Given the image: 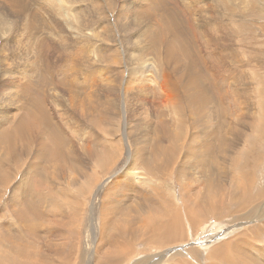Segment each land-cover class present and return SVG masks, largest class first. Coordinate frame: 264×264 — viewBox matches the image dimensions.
I'll return each instance as SVG.
<instances>
[{"label": "rangeland", "instance_id": "1", "mask_svg": "<svg viewBox=\"0 0 264 264\" xmlns=\"http://www.w3.org/2000/svg\"><path fill=\"white\" fill-rule=\"evenodd\" d=\"M231 6L238 13L232 14L227 8ZM167 10L176 13L180 31H170L166 39L170 41L179 37L186 47L184 52L187 57L191 55L193 62L189 60L190 63L197 65L202 75L199 76V83L210 98L204 107L206 114H200L198 125H195L197 114L188 109L196 100L181 111L174 106L176 103L181 107L184 105L185 91L176 85L178 75L189 89L199 85H192L188 78L186 80L184 64H177L176 58H166V44L155 47L148 37L149 30H158L163 26L162 15ZM33 100L45 103L48 115L46 129L49 122L56 124L69 140L65 146H60L64 140H57V152L62 154L58 163L73 147L78 155L75 162L79 166L85 167L89 160L90 168H98V153L93 152L88 158L87 149L83 147L95 149L98 143L105 142L121 151L117 155L120 157L115 169H121L131 154L148 149L152 142L161 149L164 158L173 149L178 152V147L164 138L165 132H180L178 125L181 123H185L182 126L188 137L197 135L198 143H206L213 135V138L219 135L227 140L224 148L218 140H213L219 163L217 168L214 162H188L184 156L187 146L182 145L168 171L166 160L162 161L164 168L157 166L160 172L167 173L170 192L179 203L169 199V192L165 193L174 206L164 202L159 192H153L143 183L147 180L143 179L142 170L138 178H135L136 174L125 172L124 175L131 177V195H140L142 208L165 213L181 212L189 224L185 235L177 237L170 234L173 230L169 228L172 226L169 224L176 223L177 219L147 215L141 218L146 225L141 232L148 233H140L139 240L132 244L136 246L137 253L132 257L131 264H136V261L137 264H155L160 257L164 258L162 264H248L238 259L236 252L229 250L222 252L220 257H207L229 239L234 240L233 244L239 243L240 249L245 246L243 249H246L244 251L252 264H264V233L259 235L261 230L264 232V157L258 161L254 159L249 166H246V158H241L238 168L230 157L245 152L264 154V147L247 144V135L252 134L250 124L260 122L264 125L259 107V103L264 101V1L226 0L222 5L219 0H0V131L13 128L31 108L33 104L29 106V103ZM219 106L224 108L223 113L219 111ZM161 124L167 128L162 129ZM36 134L40 133H36V129L31 130L24 147L19 138L16 149L6 150H16L21 165L14 166L15 162L6 164L15 173L14 181L6 189L0 182L2 242H5L7 232H12L19 201L16 197L20 196L27 179L29 188L22 197L29 198L37 191L27 169L42 147V138H37ZM261 135L264 136V128ZM5 152H0V155ZM5 163L0 159V165L4 167ZM136 165L145 171L152 168L151 165L147 168L140 163ZM61 168L59 180L66 179L72 185L68 206L77 203L76 199H72L73 195L84 199L87 180L82 171L84 168L66 164H61ZM115 169L100 177L84 207L80 236L73 241L76 248H80L81 264L82 261L83 264H101L97 262V257L107 247L103 244L110 231L107 230V237L101 223L102 199L95 194L103 191L102 184L113 181L111 178L116 176H112ZM242 173L247 174L249 179L245 180ZM209 179H213V183L206 187ZM51 184L54 185L53 180ZM238 185L247 189L237 190ZM182 186H189V196L205 207L211 191L216 193L223 188L215 206L222 207L223 204L225 207L220 213L206 218V212H200V222L193 230L186 210V206L193 202L183 192ZM38 192L48 194L47 190ZM124 193L129 192L124 189L120 197ZM219 200L221 203H218ZM67 212L68 209H65L64 214ZM103 216L111 217L112 214L108 212ZM161 223L164 227H160ZM6 226L11 229H3ZM41 229L45 236L37 246H41L40 249L48 257L56 254L50 247L52 244L66 240V245L70 246L74 238L64 229L63 233H50L44 227ZM237 232L244 242L239 240ZM243 232L246 235L241 238ZM151 233L159 235L157 246L160 245V248L152 246ZM146 236L151 238V244ZM169 238L174 244L165 248V241ZM7 239L14 241L13 237ZM140 243L149 248L141 250L137 247ZM127 244L129 242L124 238L113 242V246ZM112 250L114 252V248ZM126 250L134 248L130 246ZM195 251L197 255L192 256ZM226 257L232 261L228 263ZM76 262L79 264V260ZM0 264L3 263L0 261Z\"/></svg>", "mask_w": 264, "mask_h": 264}, {"label": "bare ground", "instance_id": "2", "mask_svg": "<svg viewBox=\"0 0 264 264\" xmlns=\"http://www.w3.org/2000/svg\"><path fill=\"white\" fill-rule=\"evenodd\" d=\"M219 2L222 5H225L226 0H219ZM227 8L232 14L238 13L235 7L231 6ZM175 16L176 13L173 10L171 11L167 10L162 15V20L164 19L162 23L163 26H160L158 30L151 29L149 30L150 33L147 32V34L149 33L148 37L150 38V42L153 46L158 47V46H162L163 44H166L167 45L166 58H170V59L176 58L177 64H182V65L184 64L183 66L186 68V72H185L186 80L190 79L192 81V85H197V84L199 85L194 89H189L188 85H186L182 81L181 76L178 75L176 79L177 80L176 85L178 87H182L183 90L185 91V95L183 98L184 105H182L181 107L180 104L176 103V105L174 106V108L177 111H181L183 107L191 104L194 100H196L191 104V106L188 107V109L192 111L194 114H197L198 119L196 120L195 125H198V122H201L200 114L202 113L206 114V112H204L205 111L204 107L206 106V103L210 98L206 95V92L203 90L204 86L202 88V85L199 83L200 81L199 76L202 75L196 68L197 65L195 66V64L190 63V61L193 62L192 60H190L191 55L187 57L188 54L184 52L186 47L182 44L179 37L176 36L175 40L173 39L170 41L166 39V36L168 33H170V31L175 33L180 31L179 23L176 21ZM241 29H244V26H241ZM183 54L186 56H184ZM179 67L181 66L179 65ZM187 93H189V95ZM259 98H262V96L259 95ZM34 101L35 100L30 102L29 106L30 104L31 105L35 104L36 109H34L32 105L31 108H28V110L26 109L27 111L20 117L19 121L13 126V128L11 129L5 128L0 131L1 132L0 152H5L8 148L16 149L19 142H21L20 144L23 146L31 130L36 129V133H40V134H36L37 138H42L40 139V144H42L40 152L34 156L35 157L34 160L30 162V166L27 168L28 173L31 174L30 176L33 178V182H32L33 187H35L37 191L34 194L31 193L29 198L22 197L25 190L29 188L28 185L29 181L27 179L25 182L26 185H23L22 187V192L20 196L17 197L14 196L19 199L16 205L17 215L14 220V226L12 232H7L6 236L4 237L5 242H2L0 240V261L3 264H77L76 261L79 260V264H81L80 263L81 256L79 254L80 248L79 247L76 248V245L74 244L73 241L78 239L80 236V224L82 223L85 215L84 207L86 206L87 201L90 199V195L93 189L95 188L96 185H98L100 177L104 174L109 173V171L115 169L114 166L117 163V158L119 159L120 157L117 155H120L121 151L120 149L115 150L113 147L106 144V142L98 143L95 149L84 146L83 148L87 149L88 158L93 152L98 153L97 154L98 159L96 160V163L98 164V168L95 167L90 168L89 160L85 167H81L75 162V158L78 155L74 151L73 147H71L68 152L65 150L66 158H64L61 163H58L59 158H61L60 156H62V154L59 155L57 152V140L60 141L64 140L62 143H60V146H65V144L69 140L67 136L62 134L61 130H59L60 128L59 129L57 128L56 124L51 125V123L49 122L48 127L46 129L48 115H47V111H45V105H44L45 103L40 101L39 102L38 101L34 102ZM262 102L259 103V107H261L260 116L264 119L263 116L264 104L262 105L261 104ZM218 109L221 113L224 112V108L222 106H219ZM49 119L51 120L50 117ZM224 123H226V121H224ZM182 124L185 123H181L178 125L179 128L181 129L180 132L173 133L170 131H166L164 137L165 139H168L172 145L178 147V152L177 149H173V152L165 155L163 158L161 156V149L156 145V143L154 142L150 143L148 149H144L142 151L137 150L135 154H131V157L127 159L126 163L122 165L121 169H115L113 171L112 176L116 175L113 178H111L113 179V181L109 182L107 185L102 184L101 189H103V191L101 192L98 191V193L95 194V196L99 197V199H102L100 201L101 211H102L101 223L103 225V230L107 233V237L109 235L107 230L110 231V236L106 238V240H104V244H103L106 245L107 247L97 257V262L99 261L101 264H131L132 257L137 253L135 251L136 246H133L132 244H134L137 240H139L140 233L141 234L148 233V231L141 232L146 226L141 218H144L146 215L156 216L158 218L170 217L172 219H177L178 221L176 223L171 222L169 224L172 225L169 228L173 230L170 234H175L177 237L185 235L187 231V226L189 224L186 223V220L183 218L182 216L183 214L181 212L165 213L155 209L142 208L140 195H136V196L131 195V191H130L132 185L131 177L124 175L125 172L132 173V174H136L135 178L136 177L138 178L140 177L139 173L142 170L143 174L145 175L143 179L147 180V182H143V183L147 184L153 190V192H159L164 202L168 203L171 206H174L173 201L167 199V194L165 192H169V199H172L175 202L179 203L178 199H176V196H174L170 192L171 190L169 185L170 183L167 182V178H166L167 173L160 172L157 169V166H159L160 168H164L165 164L162 161L166 160L168 161L166 164V168L168 171L170 163L177 158L182 145L183 147L187 146L184 156L187 157L188 162H193L194 160H199L200 163L201 161L207 163L211 162V164L214 162L217 168L219 163L217 161L218 157L215 152L213 140L214 139L218 140V142L222 145L221 148L227 146L228 143L227 140L224 141L223 138H221L219 135L216 136L215 138H213L214 137L213 135V137H210L206 143H198L197 135L193 134L192 136L188 137L187 132L182 126ZM161 126L162 129L167 128V126H165L164 124H161ZM249 128L252 134L247 135V142H248L247 144L251 146L257 145L259 146V148L264 147V136L261 135V130L262 128H264V125H262L260 122H253L250 124ZM41 135L43 136L41 137ZM19 138H21L20 141ZM26 153H30V152H26ZM230 157L232 158L233 164L236 165V167L238 168L240 166L241 158H246V166H249L252 164L251 162L254 159H257V161L261 160V158L264 157V154L262 155L258 152L255 153L245 152L243 155H232ZM19 158H17L16 156V150L6 151L4 154L0 155V159L5 160L6 162L4 167L3 165H0V182L2 183L5 189L13 184L14 175H15V173L12 172L10 168L9 170L6 167L7 166L6 164H8L9 162L10 163L15 162L14 166L15 165L18 166V164L21 165L19 163ZM79 160H81V158H79ZM138 163L142 164L146 168L149 165H151L152 168L148 169V171H145L143 168L136 167L137 166L136 164ZM61 164L76 165L78 168H84L82 171L85 174L87 180V186L85 187L86 194H84V199H80V197H75L73 195L72 199L73 200L76 199L77 203L74 202L73 204L68 206L66 205L68 204V195L70 193L72 185H69L66 179L59 180V176L62 173ZM211 164L210 166L214 167L213 166L214 164L213 165ZM242 172H244L243 168H242ZM178 173L181 175V171H179ZM209 173L212 172L209 171ZM242 175L245 180L249 179V176L247 174L242 173ZM26 178L28 177L26 176ZM51 178L53 180L54 185L51 184L52 181ZM178 181L180 182L179 178ZM212 183H213V179L212 181L209 179L206 187H209ZM182 187L184 189L183 192L187 193V197L191 199V203L193 202V204H189L186 206L187 207L186 210L189 213L188 221L193 226V230H195L196 225L200 222V217H201L199 215L200 212L205 211L206 212L205 218H206L210 215H216V213H220L221 208L225 207L223 204H221L222 207H220V205H217L219 207L215 206L216 200L218 201L217 196L219 195L220 192H222L221 190H223V188L219 187L220 189L217 190L218 192L216 193L214 191H211V193L209 194V198L211 200L210 199H209L210 201L208 200L205 207L199 201L194 200L192 197L189 196V192H190L189 186H182ZM16 188L17 187H15V189ZM241 188L247 189V187H243L242 185H238L236 187L237 190H242ZM124 189L129 193L128 194L124 193V195L120 197V195L123 194ZM246 189H244V191ZM39 190L42 191L47 190L48 194L43 195L38 192ZM137 193L138 192L136 191V194ZM142 193H147L149 195L152 194L151 192H144V191H142ZM225 196L226 193L224 194L223 197ZM127 200L129 201L127 202ZM218 203H221V201ZM145 207H147V204H145ZM65 209H68L66 215L64 214ZM186 210H182V211L186 212ZM108 212H110L112 216L104 217L103 215H106ZM132 213L134 214L132 215ZM42 227L47 229V232L50 233L58 232V231L60 233H63L62 229H64L65 231L68 232L69 236H74V238L70 246L66 245V240H63L60 244H55V243L52 244L50 247L52 250H54L56 254L50 253L51 255L49 256L51 257H48V254H46L45 251H42L40 249L41 246L40 247L37 246V244L39 245L40 241L43 240L42 237L45 236V234L41 233V230H43L41 229ZM160 227H164V225L161 223ZM240 227L241 226H239L238 229H240ZM3 229H11V227L6 226L3 227ZM236 231L238 230L236 229ZM239 231L241 232V230ZM232 233H234V230L232 231ZM262 233L264 232L261 230V232H259V235ZM244 234L246 235L245 232L241 233V238L244 237L242 236ZM149 236L152 237V241H153L152 243L151 238H148V236H146L149 243L150 244L152 243V246L154 248H160L161 247L160 245L157 246V243L159 241V235L157 233L154 234L151 233L149 234ZM7 237L9 239L13 237L14 241L8 240ZM237 237L239 238L240 241L243 240V238L240 239L238 232H237ZM26 238L27 240L25 241ZM121 238H124V240L126 242H129V244L121 245V246L120 245L113 246V242H118V240H120ZM32 239L34 241H29ZM63 239H64V234H63ZM233 241H234L233 239H229L225 241L223 244L218 246L217 249H214L212 254L207 257L208 258L214 256L220 257L222 252L225 253V250H229L228 252L230 251L236 252L238 259H241L243 262H246L248 264H252L251 258H249V256H247L246 252L244 251L246 249H243L245 246L243 248L241 247L242 249H240L239 246L241 245L239 243L233 244ZM165 243H166L165 245L166 248L169 245L174 244V241L172 238H169L165 241ZM47 244L45 245L47 246ZM130 246L133 247L134 250L127 251L126 248ZM137 247L141 248V250H144L145 248H149L145 246L143 243L138 244ZM112 248H114V252ZM115 252H117L118 254ZM194 255H197L196 251L192 254V256ZM225 259L227 260L228 263L232 261L228 257H226ZM163 261L164 258L160 257V259H158L155 262V264H162ZM135 263L137 264V261Z\"/></svg>", "mask_w": 264, "mask_h": 264}]
</instances>
